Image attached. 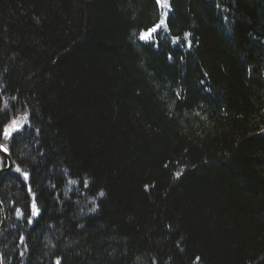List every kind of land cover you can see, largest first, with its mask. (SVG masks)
<instances>
[{
  "label": "trees",
  "instance_id": "1",
  "mask_svg": "<svg viewBox=\"0 0 264 264\" xmlns=\"http://www.w3.org/2000/svg\"><path fill=\"white\" fill-rule=\"evenodd\" d=\"M168 2L0 0L7 264H264V0Z\"/></svg>",
  "mask_w": 264,
  "mask_h": 264
},
{
  "label": "snow or ice",
  "instance_id": "2",
  "mask_svg": "<svg viewBox=\"0 0 264 264\" xmlns=\"http://www.w3.org/2000/svg\"><path fill=\"white\" fill-rule=\"evenodd\" d=\"M157 5H165L167 4V7L170 9L171 8V4L168 2V0H156ZM167 12L164 13L165 16H167ZM162 26H165V28L167 27L166 24V20L165 19H160L158 23H155L153 26H151L150 28H147L146 30H142L139 33L138 39L140 41L145 42L148 45H151L152 47L158 48L159 47V40L157 38H154V34L159 33L160 29ZM133 35L135 36L136 33H133ZM187 37H190V33H186L185 34ZM175 42V41H174ZM135 43V41H134ZM187 47L191 48L192 44H191V40L188 39L187 41ZM169 59H171V56H169ZM180 59H183V57H180ZM207 90V89H206ZM177 99H184V97H181L180 93L177 92L176 93ZM30 126V125H29ZM24 127V125H21L18 120L13 119L11 120L10 124H6V125H0V137H2L3 139L6 140H11L13 138V134L14 133H20L21 129ZM38 131V130H37ZM0 151L2 152H8V148L4 145V144H0ZM15 171L17 172H21L22 173V177L24 179L25 182L28 181L29 179V173L28 172H22V170L17 167L15 169ZM177 175H179V173H177ZM29 193H31V187L29 186L28 188ZM98 195L100 197H104L105 193L101 190ZM32 208H33V215H38L39 214V210L37 208V205L35 203V196L33 194V203H32ZM96 209H90V211H95ZM29 223H31V219H29ZM197 261H199V257L196 258ZM56 264H60V261H57Z\"/></svg>",
  "mask_w": 264,
  "mask_h": 264
},
{
  "label": "water",
  "instance_id": "3",
  "mask_svg": "<svg viewBox=\"0 0 264 264\" xmlns=\"http://www.w3.org/2000/svg\"><path fill=\"white\" fill-rule=\"evenodd\" d=\"M0 154L3 155V156H5L7 158V160H8V167L6 169H3L0 172V179H1L3 173H5V172L10 171V170L13 169V163H12L11 157L9 155V152H2V151H0ZM2 212H3V208H2ZM4 226H5V216L2 213V224L0 226V233L4 229Z\"/></svg>",
  "mask_w": 264,
  "mask_h": 264
},
{
  "label": "bare ground",
  "instance_id": "4",
  "mask_svg": "<svg viewBox=\"0 0 264 264\" xmlns=\"http://www.w3.org/2000/svg\"><path fill=\"white\" fill-rule=\"evenodd\" d=\"M4 228H5V226H4ZM0 264H7V263L2 259L1 252H0Z\"/></svg>",
  "mask_w": 264,
  "mask_h": 264
}]
</instances>
